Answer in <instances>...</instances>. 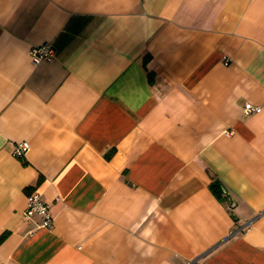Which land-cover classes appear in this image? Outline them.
I'll return each instance as SVG.
<instances>
[{
  "label": "crops",
  "instance_id": "0c3cea01",
  "mask_svg": "<svg viewBox=\"0 0 264 264\" xmlns=\"http://www.w3.org/2000/svg\"><path fill=\"white\" fill-rule=\"evenodd\" d=\"M0 264H264V0H0Z\"/></svg>",
  "mask_w": 264,
  "mask_h": 264
},
{
  "label": "built area",
  "instance_id": "2783aa9c",
  "mask_svg": "<svg viewBox=\"0 0 264 264\" xmlns=\"http://www.w3.org/2000/svg\"><path fill=\"white\" fill-rule=\"evenodd\" d=\"M32 62L37 63L41 60H52L54 56V47L50 41H45L32 46L28 51ZM245 113L259 112L261 106L253 105L249 102L243 105ZM29 148L27 141H19L15 144L14 153L16 155L24 154ZM25 220H30L34 216L40 218V226L50 227L52 223V215L49 205L42 199L41 194L37 190L30 191L26 196V205L22 211Z\"/></svg>",
  "mask_w": 264,
  "mask_h": 264
},
{
  "label": "trees",
  "instance_id": "16d2710c",
  "mask_svg": "<svg viewBox=\"0 0 264 264\" xmlns=\"http://www.w3.org/2000/svg\"><path fill=\"white\" fill-rule=\"evenodd\" d=\"M209 187L211 189V191L220 199L224 200L226 197V192L224 189V186L222 184V182L216 178V177H212V180L209 184Z\"/></svg>",
  "mask_w": 264,
  "mask_h": 264
}]
</instances>
